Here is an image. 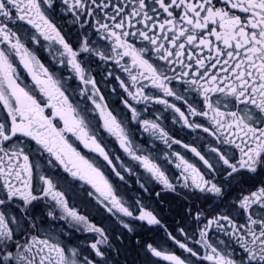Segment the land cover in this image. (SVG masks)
I'll return each instance as SVG.
<instances>
[{"label":"snow or ice","instance_id":"6c2138e0","mask_svg":"<svg viewBox=\"0 0 264 264\" xmlns=\"http://www.w3.org/2000/svg\"><path fill=\"white\" fill-rule=\"evenodd\" d=\"M0 264H264V0H0Z\"/></svg>","mask_w":264,"mask_h":264}]
</instances>
